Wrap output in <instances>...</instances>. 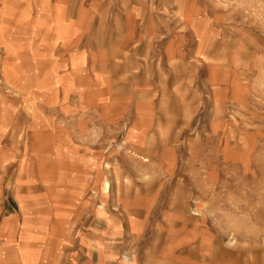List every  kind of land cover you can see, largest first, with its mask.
Wrapping results in <instances>:
<instances>
[{
  "label": "rangeland",
  "instance_id": "rangeland-1",
  "mask_svg": "<svg viewBox=\"0 0 264 264\" xmlns=\"http://www.w3.org/2000/svg\"><path fill=\"white\" fill-rule=\"evenodd\" d=\"M196 1L201 21L193 0H0V124L5 128V100L23 104L29 122L23 108L16 112L9 141L25 147L19 168L35 166L49 202L42 211V199L15 183L19 239H43L41 230L54 227L47 226L51 214L65 221L81 202V174L93 163L108 174L92 189L106 195L95 209L109 204L119 211L116 202L130 216L118 220L127 233L113 245L119 258L264 264V0ZM87 2L100 5L91 27ZM137 9L155 12L162 36L154 46L127 38L118 47ZM188 24L203 46L201 60L192 58ZM146 28L155 32L151 18ZM166 38L184 48L181 61L166 60ZM78 43L80 50L113 49L107 68L118 96L95 66L105 61L103 49L92 52L87 72ZM151 85L154 132L142 138L144 126L132 122L145 99L135 89ZM71 98L102 114L116 98L127 101L119 120L104 123L86 113L70 116ZM42 102L64 116L48 114Z\"/></svg>",
  "mask_w": 264,
  "mask_h": 264
},
{
  "label": "crops",
  "instance_id": "crops-1",
  "mask_svg": "<svg viewBox=\"0 0 264 264\" xmlns=\"http://www.w3.org/2000/svg\"><path fill=\"white\" fill-rule=\"evenodd\" d=\"M193 1L198 19L201 21L200 5L196 0ZM85 4L91 6L93 10L92 19L89 25V27H91L97 10L96 7H100V5L99 3L92 5L89 2ZM76 6H78V4L75 5L73 10H75ZM122 16L124 20V14H122ZM138 18L141 20V25H138ZM148 18H151L155 23V32L152 34L146 28V21ZM134 20L135 26L132 32L128 34L126 29L124 34L126 37L118 40V43L116 44L118 47L127 42V38L130 41H134L133 43L137 46L140 44L138 42L140 40L141 42H148L151 40V42L148 43L153 46L155 42H159L158 39L162 36V30L158 16L155 15L154 11L150 10L143 13L142 10L139 11L137 9ZM188 25L190 26L195 39V44L191 49L193 52L191 53L192 58L201 60V50L203 46L201 44V47H198V38L195 35L192 26L190 24ZM199 25H201V22H199ZM90 38L91 37H89V39ZM160 42L162 43V53L168 63L179 62L183 59L185 50L179 42H174L171 38L161 39ZM80 43H78V46L75 49L77 52L85 55L87 72L92 71L90 68L93 55L92 52L97 48L103 49L105 61L102 64L97 61L95 66L101 70L100 72L102 75L107 76L111 92L115 96H118L117 93H119V90L118 92L115 90V80L108 71L110 69L107 68L113 59L111 54L113 49L110 47L108 48L103 44H99L97 46L92 45V47L90 45V47H87L85 50H80ZM23 61L24 63L27 62L26 60ZM147 82L150 84L148 80ZM153 90H155L153 85H151L150 89H135V93L143 92L144 95H142V97L145 99L139 101V104H136L137 109L134 111L135 117L132 124H142L144 126L143 134L138 137L142 136V138H148L151 134L153 135L154 132V122L152 121L153 112L150 107L155 106L157 103L153 98H147L148 96L146 95L147 92ZM1 101L2 100H0V102ZM5 101L9 109L6 111V117H4L6 119L4 120V123L6 124L5 128L0 124V264H137L134 259L131 258L130 260L128 256H126L125 259H123V257L119 258L117 256V249L113 247V245H119V243L114 242L120 241L122 237L127 236L126 231H122L121 228L123 227L118 221L119 218L122 219V216L126 219L130 217L126 216L127 211L121 207L122 205L120 206V203L118 204L116 202L115 204L119 205V208H121L119 211H114L116 209L111 210L112 207L110 208L109 204L102 208L103 211L101 212L95 209V206L101 201V199L104 202L106 195L103 192L101 195L98 193V197H96L95 195L97 194H95L92 189L98 186L100 187L102 180L105 177L108 178V174H105L104 168H100V166H96L93 163H88V171H86L85 174H81L80 181L85 183V190L81 195V202L76 206V209L70 213V215L64 217L65 221L62 222L61 217L58 223L56 217L51 214L47 226H53L54 224V227L41 230L44 234L43 239H19V229L14 226L15 222L20 221L21 219L19 203L15 195V183L21 185L24 192L33 191L38 195L39 199H42L39 200L41 203L45 204V207L41 208L42 211L48 207L49 202L47 200L48 195L44 190L45 185L41 182L42 177L36 173L35 166H31L27 163V168H19L18 161L23 155L25 147H23L22 150L16 149L14 143L9 141V134L12 133V128L15 124V113L22 112L20 109L23 108V104L18 105L17 103H14L13 100H10V103L7 100ZM70 101L73 107L69 114L70 116L76 117L79 113H86L88 121L92 119L94 122L97 116L102 122L111 123V121L119 120L123 116V106L126 104L125 101L127 100L116 98V101H113L111 104V111L107 114H102L100 110L92 104L88 105L85 110H82L78 104L79 100H77V98H71ZM43 103L44 102L41 104L43 110L48 112V114H59V118L64 116L60 110L55 108L56 106L54 107ZM160 104L161 103L158 102V105ZM22 110L28 117V123L30 117L24 108ZM1 122L3 121H0V123ZM78 122L79 119H74V124H78ZM74 124H72V127H74ZM124 132V137L127 138L126 133L128 131L125 130ZM96 171H99L98 174H96ZM32 187H39V189L32 190ZM14 204H16V207ZM8 224H11V226H6ZM38 235H41L40 230Z\"/></svg>",
  "mask_w": 264,
  "mask_h": 264
}]
</instances>
